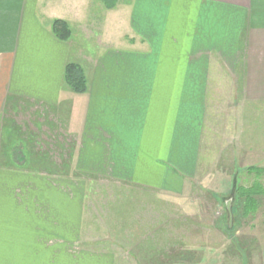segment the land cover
Returning <instances> with one entry per match:
<instances>
[{
  "label": "crops",
  "instance_id": "crops-1",
  "mask_svg": "<svg viewBox=\"0 0 264 264\" xmlns=\"http://www.w3.org/2000/svg\"><path fill=\"white\" fill-rule=\"evenodd\" d=\"M89 1L0 0V264H75L78 257L86 264H115V254L79 247L84 178L90 177L154 195L136 209L160 211L157 229L149 230L151 223L134 212L125 221L134 264H205L198 239L207 235L211 244L216 233H225L206 227L200 212L183 216L177 220L186 228L181 236L192 244L167 252L166 197L191 192L197 178L209 175L204 145L212 81L236 82L244 108L257 111L264 104V0H119L105 10L107 17L120 13L122 32L116 27L83 66L73 61L87 79L86 91L76 96L63 82L71 38L58 40L50 24H86ZM66 95L79 105L65 109ZM60 141L63 148L56 150ZM244 144L240 152L252 153L247 139ZM230 158L227 173L226 160L217 163L216 178L232 180L237 167L231 170ZM229 193H217L226 212ZM210 244L221 251L209 253L215 258L233 250L242 263L253 260L246 254L243 260L234 242ZM257 249L256 260L264 264V222Z\"/></svg>",
  "mask_w": 264,
  "mask_h": 264
},
{
  "label": "rangeland",
  "instance_id": "rangeland-1",
  "mask_svg": "<svg viewBox=\"0 0 264 264\" xmlns=\"http://www.w3.org/2000/svg\"><path fill=\"white\" fill-rule=\"evenodd\" d=\"M89 2L87 23L70 24V29L72 31V37L69 40L70 62L79 61L78 63H81L82 61V66L83 63H87L104 48V44L109 42L110 37L114 36L115 32L118 31L116 27L120 29L118 33L122 32V29H124V26H121V24H116V21L118 22L122 17L120 13L111 12L107 17V11L101 2L98 0H90ZM106 17L108 18L107 27H109V29L106 30V37H103V33H105L104 26ZM87 77H89L88 73ZM212 86L214 90V99L210 105V111L206 120L205 135L208 142L204 145L210 158L208 162L210 169L209 175L202 180V182L197 178L195 183H192L191 192L182 196L166 197L167 206L164 215L167 217V230L169 234L166 241V250L169 252L171 247L173 248L179 245L182 247H187L189 245L190 247V244H192L190 240L184 239L183 236H181V232H184V229H186L185 225L178 224L177 220H180L178 218H183V216L184 218L185 216L193 218L194 213L200 212V216H203V223L205 225L207 224L206 227L209 226L212 228L214 224L216 228L223 231L226 235L224 238L220 236L219 233H216L218 240L215 238V242L211 244L207 241V235H202L201 238L198 239L199 244L205 249L203 250L207 257L205 258V264L214 263L215 260V263H219V259L223 264H258L256 260L258 239L264 222V193L262 191V189H264V174H262L261 170L247 171L246 168H249L248 166H255L258 169L264 168V104L257 107V111L252 110L255 109V107L244 108L242 102L239 100V95H237L238 88L236 87V82L233 80H215L212 81ZM72 96L75 95L72 94ZM73 98L75 97H69L68 95L63 98L64 107L68 109V111L73 108V106L79 105L78 100ZM244 139H247L248 145H251L252 153L249 152L243 155V153L240 152L245 145ZM55 140L57 143L59 142L57 139ZM62 142L63 141H60L58 145L55 143L56 150L59 147L63 148ZM65 149L68 153H71L72 145L68 148L65 147ZM219 149L223 151V155L220 159L226 160L223 161L225 165V167H223L224 172L227 173L229 170L226 164L229 161L231 162L232 159L230 157L234 158L231 170H233L234 165L237 168L234 173L233 171L231 172L232 175H234L231 179H233L236 189L238 187L236 193L250 196V193L244 194L242 191L243 189L240 188L253 187L251 190L252 201H249L245 209L249 211L248 216L241 217V215H239L240 210L236 211L233 206L232 226L230 229L227 228L228 214L222 204L223 200L218 203V199L220 198L218 194L226 191L229 193L228 191L231 190L233 183L232 180H228V178H224L220 176V174L217 178L215 176L217 163L220 159L219 161L213 159L215 157L214 153L220 151ZM59 150L62 151L63 149ZM255 154H259V157L254 158L256 161H250ZM235 176H238L237 180L234 179ZM84 179L87 187L86 207L81 229L82 241L79 247L93 252L107 253L109 255H111V253L115 254L118 258L115 264H134L135 259L132 254L133 251L130 252L128 249V244L131 242L126 240V232L131 227L125 224V221L129 213L134 212L136 217H141L142 222L155 223L157 221L156 218H160L157 214L160 211L146 208L145 212V209L140 210L139 215L136 209L139 205H147L148 199L153 201L155 199L154 195L147 194L149 196L147 197L144 192L120 186L104 178L90 177ZM215 183L216 185L213 186L212 184ZM212 187H216V192L211 190ZM236 189L234 188V192ZM231 192L233 193L231 190L226 197L233 199V205V196H235V193L231 196ZM130 196L133 197L126 200L127 197ZM151 201L149 202L152 203ZM197 203L199 206L197 207L199 208L198 210L195 208ZM179 206L182 207L179 208ZM191 214L193 216H190ZM188 221H190V219ZM151 224L148 225L149 230L158 228L157 223ZM139 226L141 227L140 223ZM140 227L138 229L142 231ZM145 227L147 226L145 225ZM121 233H124V235ZM205 233L207 234L206 231ZM228 239L231 240V243L228 242ZM221 241L226 244L236 243L237 247L241 249L240 253L243 260H245L244 255L246 254L247 258L253 257L252 262L248 260L246 263H242L240 258L238 259L234 256L233 250H231L229 254L226 253L224 258L210 256L209 253H211V255H216L217 249L214 250V248L208 247V245L210 244V246L215 247L220 246ZM158 243L157 241L155 242L156 246ZM243 247L245 251L244 249L242 250ZM75 248H72V253H78V249ZM220 252L221 251H218V253ZM212 258L213 260H208ZM121 260H123L124 263L121 262ZM79 261H81V264H86L85 261H82L79 257L72 262L80 264Z\"/></svg>",
  "mask_w": 264,
  "mask_h": 264
},
{
  "label": "trees",
  "instance_id": "trees-1",
  "mask_svg": "<svg viewBox=\"0 0 264 264\" xmlns=\"http://www.w3.org/2000/svg\"><path fill=\"white\" fill-rule=\"evenodd\" d=\"M99 2H101L104 6V8L106 10H112L116 7V5L119 3V0H98ZM50 28H51V32L52 34L61 41H68L71 38L72 32L68 26V24L65 21L62 20H53L50 24ZM63 82L64 84L76 95L79 94H83L86 89H87V79L84 73L83 68L77 64V63H67L64 67L63 70ZM247 171H255V170H261L262 174H264V168L263 169H258L257 167L253 166V167H249L246 168ZM234 177V176H233ZM238 176H235V180H237ZM232 183L233 186L231 188V190L233 191V193H235L234 197V201H233V205H232V212L233 213V206L234 209L240 210V214L241 217H246L249 214V211H246V207L249 203V201H252V196H251V190L253 187L251 188H240L243 189L242 191L244 192V194H248V195H239L236 189V185L234 186V182L232 179ZM234 188L236 189L234 192ZM263 193H264V189H262ZM231 192V196L233 194ZM264 195V194H263ZM233 200V199H232ZM238 207V208H237Z\"/></svg>",
  "mask_w": 264,
  "mask_h": 264
},
{
  "label": "water",
  "instance_id": "water-1",
  "mask_svg": "<svg viewBox=\"0 0 264 264\" xmlns=\"http://www.w3.org/2000/svg\"><path fill=\"white\" fill-rule=\"evenodd\" d=\"M231 202H232V199L230 198L227 203H226V209H227V212L229 214V221L231 223L232 221V213H231V208H230V205H231Z\"/></svg>",
  "mask_w": 264,
  "mask_h": 264
}]
</instances>
